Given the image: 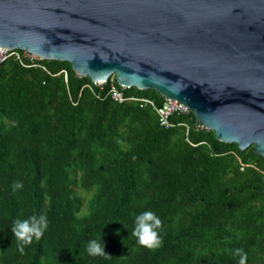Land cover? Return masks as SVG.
I'll use <instances>...</instances> for the list:
<instances>
[{
  "label": "trees",
  "instance_id": "16d2710c",
  "mask_svg": "<svg viewBox=\"0 0 264 264\" xmlns=\"http://www.w3.org/2000/svg\"><path fill=\"white\" fill-rule=\"evenodd\" d=\"M39 64L0 65V264H239L237 249L264 264V159L253 147L197 129L192 113L161 127L138 101L161 106L156 91L126 88L119 103L67 62ZM147 210L162 221L155 250L129 236ZM33 215L48 227L21 254L12 227ZM101 238L107 256L87 255Z\"/></svg>",
  "mask_w": 264,
  "mask_h": 264
},
{
  "label": "water",
  "instance_id": "95a60500",
  "mask_svg": "<svg viewBox=\"0 0 264 264\" xmlns=\"http://www.w3.org/2000/svg\"><path fill=\"white\" fill-rule=\"evenodd\" d=\"M0 47L156 91L264 159V0H0Z\"/></svg>",
  "mask_w": 264,
  "mask_h": 264
},
{
  "label": "clouds",
  "instance_id": "9594fccd",
  "mask_svg": "<svg viewBox=\"0 0 264 264\" xmlns=\"http://www.w3.org/2000/svg\"><path fill=\"white\" fill-rule=\"evenodd\" d=\"M21 182L13 184V190L22 189ZM48 227V220L46 215H33L24 220H16L12 227L14 240L17 242L18 251L23 254L24 248L39 241ZM162 227V221L151 210L144 211L137 215L134 219V226L129 236L136 241L140 248L155 250L162 244L159 235V230ZM85 251L91 257L107 256L105 253L102 238L92 239L88 241ZM235 255L240 257L239 264H246L247 256L242 249H237Z\"/></svg>",
  "mask_w": 264,
  "mask_h": 264
},
{
  "label": "built area",
  "instance_id": "2783aa9c",
  "mask_svg": "<svg viewBox=\"0 0 264 264\" xmlns=\"http://www.w3.org/2000/svg\"><path fill=\"white\" fill-rule=\"evenodd\" d=\"M7 59H13L14 61H17L20 65L24 67H39L45 70V68L39 64L40 61H43V58H40L36 55H33L29 52H26L24 50L14 49L12 51L2 50L0 47V65L5 62ZM61 73H64V79L66 80V72L61 71ZM81 77V76H79ZM114 77H110L105 82H92L93 85L97 87H102L105 84L109 83V95L110 98L115 102H123L125 100V97L123 95V90L126 89L124 86L115 85L113 82ZM132 100H136L131 98ZM141 103L144 105L151 106L158 115V121L159 125L165 129L171 128L173 126V123L170 121L173 114L181 113V114H189L191 111L186 108L185 106L181 105L180 103L176 102L172 99H164L161 106L156 107L155 103L152 100L148 99H139ZM197 129H205L203 125H201L199 122H197L196 125ZM264 173V172H263Z\"/></svg>",
  "mask_w": 264,
  "mask_h": 264
}]
</instances>
